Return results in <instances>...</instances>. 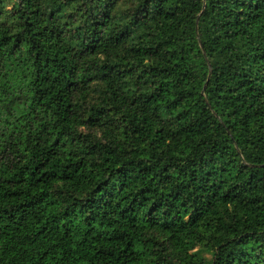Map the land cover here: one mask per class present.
Wrapping results in <instances>:
<instances>
[{"label":"trees","instance_id":"1","mask_svg":"<svg viewBox=\"0 0 264 264\" xmlns=\"http://www.w3.org/2000/svg\"><path fill=\"white\" fill-rule=\"evenodd\" d=\"M184 1L0 0V264H264V0Z\"/></svg>","mask_w":264,"mask_h":264},{"label":"rangeland","instance_id":"2","mask_svg":"<svg viewBox=\"0 0 264 264\" xmlns=\"http://www.w3.org/2000/svg\"><path fill=\"white\" fill-rule=\"evenodd\" d=\"M193 1H194V0H185V1L182 3L179 12H177L175 16L178 17V18L182 17L183 12L189 8V6L191 5V3H192ZM205 255H206V256H209L207 253H205Z\"/></svg>","mask_w":264,"mask_h":264}]
</instances>
